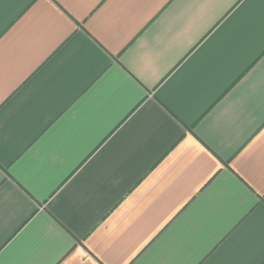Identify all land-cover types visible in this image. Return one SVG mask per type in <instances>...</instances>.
Here are the masks:
<instances>
[{
	"label": "crops",
	"instance_id": "obj_1",
	"mask_svg": "<svg viewBox=\"0 0 264 264\" xmlns=\"http://www.w3.org/2000/svg\"><path fill=\"white\" fill-rule=\"evenodd\" d=\"M0 264H264V0H0Z\"/></svg>",
	"mask_w": 264,
	"mask_h": 264
}]
</instances>
